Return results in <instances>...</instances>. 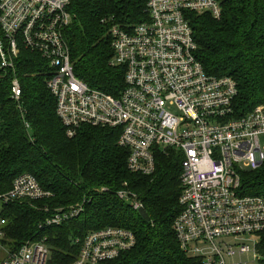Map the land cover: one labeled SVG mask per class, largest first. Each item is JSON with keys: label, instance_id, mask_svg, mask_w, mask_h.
I'll use <instances>...</instances> for the list:
<instances>
[{"label": "built area", "instance_id": "1", "mask_svg": "<svg viewBox=\"0 0 264 264\" xmlns=\"http://www.w3.org/2000/svg\"><path fill=\"white\" fill-rule=\"evenodd\" d=\"M69 5L70 0H0V70L14 68L20 46L41 54L52 68L47 86L67 136L75 137L83 126L120 129L118 145L128 151L133 174L152 176L159 153L181 152L183 210L174 230L182 250L203 264H247L234 259L248 254L253 264H262L257 246L264 233V197L241 195V173L264 165V105L236 118L237 84L205 72L189 21L191 13L220 19V1L147 0L148 22L131 30L113 26V63L125 68L118 97L91 89L75 76L65 37L73 22ZM12 92L19 100L17 79ZM124 187L116 196L139 213L143 203ZM50 196L29 174L0 195L1 264H49L46 239L10 243L3 208ZM83 212L84 204L57 210L44 226H60ZM75 243L81 250L72 264H103L131 250L136 238L129 230L108 227Z\"/></svg>", "mask_w": 264, "mask_h": 264}, {"label": "trees", "instance_id": "2", "mask_svg": "<svg viewBox=\"0 0 264 264\" xmlns=\"http://www.w3.org/2000/svg\"><path fill=\"white\" fill-rule=\"evenodd\" d=\"M218 1L223 8L220 19L189 14L196 57L208 75L236 82L233 106L236 118H242L264 105V0ZM146 6L147 0H70L73 22L65 37L75 76L89 88L120 95L125 68L113 63L110 29L131 30L148 22ZM51 73L49 62L24 46L14 68L0 70V195L10 192L24 174L51 193L42 200L14 201L3 208L10 243L46 239L49 264H72L81 250L77 239L115 227L131 231L136 245L103 264H203L182 250L174 230L183 210L182 153H159L155 174L143 176L128 170L129 153L118 145L120 129L83 126L69 138L47 86ZM14 79L22 89L19 100L13 98ZM241 174V195L264 197V165ZM125 184L143 203L150 222L116 196ZM80 204L84 212L78 218L44 226L57 210ZM257 250L264 264V233Z\"/></svg>", "mask_w": 264, "mask_h": 264}, {"label": "rangeland", "instance_id": "3", "mask_svg": "<svg viewBox=\"0 0 264 264\" xmlns=\"http://www.w3.org/2000/svg\"><path fill=\"white\" fill-rule=\"evenodd\" d=\"M261 142H262V144L264 146V136L261 137ZM234 260L237 261V262L241 260V261H243V262H245L247 264H253V262H254V260H253V258H252V256L250 254L244 255L242 257L237 256ZM1 262H2V255L0 254V264H1Z\"/></svg>", "mask_w": 264, "mask_h": 264}, {"label": "water", "instance_id": "4", "mask_svg": "<svg viewBox=\"0 0 264 264\" xmlns=\"http://www.w3.org/2000/svg\"><path fill=\"white\" fill-rule=\"evenodd\" d=\"M139 214L146 222H150V217L145 209H141Z\"/></svg>", "mask_w": 264, "mask_h": 264}]
</instances>
